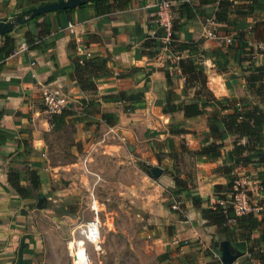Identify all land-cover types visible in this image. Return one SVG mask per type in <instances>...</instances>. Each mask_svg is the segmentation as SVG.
Wrapping results in <instances>:
<instances>
[{"label": "crops", "instance_id": "0c3cea01", "mask_svg": "<svg viewBox=\"0 0 264 264\" xmlns=\"http://www.w3.org/2000/svg\"><path fill=\"white\" fill-rule=\"evenodd\" d=\"M30 1L0 0V20L34 5ZM155 1L127 0L125 6L103 14H96L90 5L73 7L66 12L43 13L35 20L31 18L15 25L10 31L20 43L43 37L46 41L54 39V45L42 53L29 48L14 50L0 59L3 62L0 122L11 135L0 146V264L14 261L21 236L22 264H47L45 242L37 232L38 224L30 220L37 210L36 206H31L33 197L37 193L43 195L38 185H42L44 171L49 168L46 139L50 138L54 128L48 127V115L41 104L42 86L57 91L68 101L67 114L60 118V125L71 128V154L77 157L81 151L91 148L99 149L102 154H113L112 150H120V141H126L129 148L135 150V155L143 145L144 165L161 169L153 182L157 192L165 191L170 195L173 175L184 182L186 188L180 196L187 198L184 202L186 210H179L180 217L166 207V196L148 207L153 212V223L161 225L163 235L171 240V244L187 238L194 241L179 246L181 252L207 250L205 254L199 253V261L216 264L209 251L219 252L221 242L226 241L230 252L236 254L231 264H245L250 247H260L264 251V244L258 238V226H253L248 235L228 234L223 238L214 225H203L199 210L190 205L192 195L200 197V207H212L218 200L217 195H224V191L215 192L213 185L223 186L228 182L220 166L232 147V136L215 140V143L221 142L217 156L200 153L211 141L207 114L185 117L176 108L182 96L185 99L192 97L193 89L181 94L184 79L175 66L179 58L198 56V66L206 76L205 86L214 97L234 99L238 106L261 104L264 110V93L247 90L244 81L253 66L262 65L264 70V53H261L264 43L257 42L249 31L254 22L264 21V0L235 1L251 9L249 15L238 18L245 23L240 27L244 50L250 51L239 56L253 54L254 57L239 62L231 59L222 41V37H231L236 30L211 21L215 3L207 7L202 5L201 14L189 21L179 18L175 35L180 47L170 49L166 44L157 49L143 47ZM187 1L193 5L200 2ZM172 5H175L174 1ZM230 16L233 17V13ZM67 22L73 24L72 32L66 28ZM58 26L62 30H56ZM204 26L216 32L219 38L205 36ZM2 41L1 34L0 45ZM83 52H89L90 58L101 57L105 61L106 74L96 79L95 89L91 91L79 89L73 76L72 63ZM164 71L168 73V80ZM142 139L143 142H136ZM89 150L82 158L81 168L86 173H92L86 163ZM157 150L164 154L162 161L153 156ZM185 160L189 169L184 171L180 163ZM73 164L77 163L70 165ZM245 169L255 175L264 173L262 166L247 164ZM15 173L21 175L18 183L23 187H29V176H35L36 188L30 190V196H19L9 184V176L10 181L15 182ZM93 174L99 177L95 172ZM258 203L262 204L264 200L259 199ZM253 217L258 220L260 214H253ZM251 263L255 264L254 261Z\"/></svg>", "mask_w": 264, "mask_h": 264}, {"label": "rangeland", "instance_id": "374dc122", "mask_svg": "<svg viewBox=\"0 0 264 264\" xmlns=\"http://www.w3.org/2000/svg\"><path fill=\"white\" fill-rule=\"evenodd\" d=\"M70 132V127L59 124L46 139L49 168L44 171L42 185H38L45 198L30 219L38 224L37 232L45 242L46 263L202 264L199 253L205 254L207 250L181 252L179 246L194 241L180 238L175 241L177 243L171 244V240L163 235L161 225L153 223V212L148 207L162 196H166V202L170 198L165 191L159 193L155 190L154 178L142 159L143 145L142 148L139 146L140 150H136L135 155V150L130 149L126 141H120V150H112L113 154H102L99 149L91 148L81 151L76 157L70 152L73 142ZM136 142H143V139ZM88 150V166L85 164L92 173H86L81 168L82 158ZM153 156L161 161L164 158L159 150ZM186 162L180 163L181 170L189 169ZM72 163L77 164L70 165ZM93 172L99 177L96 178ZM31 176L35 180V176ZM91 195L96 201L99 220V238L95 245L84 239L81 232L93 216ZM33 198L31 206L35 208L36 197ZM69 245L76 247L72 252L74 263Z\"/></svg>", "mask_w": 264, "mask_h": 264}, {"label": "trees", "instance_id": "16d2710c", "mask_svg": "<svg viewBox=\"0 0 264 264\" xmlns=\"http://www.w3.org/2000/svg\"><path fill=\"white\" fill-rule=\"evenodd\" d=\"M51 0H31L32 4H38ZM175 5H171L172 13L171 32L169 41L166 44L170 49L180 47L176 41V31L178 30L179 18L191 20L196 14H201V6L204 7L211 3H215V8L212 11V20L215 23L225 24L231 30L236 32L231 35V43L225 45L229 56L234 61L251 60V55L240 57L239 55L246 52L244 50L243 32L240 27L245 26L243 21H238V18H244L251 13L249 7H243L236 4V0H199V4L193 5L187 0H171ZM114 2V3H113ZM127 0H89L78 7L87 5L94 7L96 14H103L111 11L114 8H121L126 5ZM74 8L57 10L56 13L66 12ZM233 13V17H231ZM175 14V17H174ZM38 16H34L31 20H35ZM21 25V24H18ZM249 31L253 34L257 42L264 43V21H256L250 27ZM3 41L0 45V59L11 54L20 44V40L15 38L11 32L2 34ZM164 36V31L161 27L155 29L154 37L150 38L146 35V40L142 43L145 48L157 49L162 45L160 38ZM24 42L30 50L42 53L54 45V39L44 40L43 37L25 39ZM261 53H264L262 50ZM239 57V58H238ZM80 59V62L78 61ZM179 71V75L184 79V85L181 89V94L185 95L187 89H193L192 97L185 99L183 96L176 108L181 110L185 117L207 114V127L211 141L207 146L201 149L200 153L205 156L218 155L217 148L221 142L215 143V140L221 141L226 136H232L231 149L226 153L223 159V165L220 166L222 173L227 176L228 182L226 185H213V190L217 193L224 191V195H217L219 200H226V194L230 190L231 175L230 172L235 166L252 164L254 166L264 167V110L261 104H241L236 105V100L227 98H216L205 86V73L198 66V56H187L179 58L175 65ZM3 67V62H0V71ZM73 76L77 86L81 90L91 91L95 89L96 79L106 74L105 61L101 57L81 56L75 59L72 63ZM165 79L168 80V73L164 71ZM264 70L262 65L253 66L251 71L244 77L245 87L247 90L254 89L257 94L264 93ZM83 104V103H82ZM67 114L66 109L59 113L48 115V122L52 127H56L61 122V117ZM11 135L3 127L0 122V146ZM261 179V185L264 193V173L258 174ZM15 182L10 181L9 184L19 196H30V190L36 188V180L29 176V187L20 186L18 181L21 179L19 173H15ZM173 188L170 190L171 199L166 202V207L170 212L180 217V211L186 210L184 204L187 198L180 196V193L185 190L184 182L177 176H172ZM31 188V189H30ZM175 201L178 204V210L170 208L171 202ZM190 205L199 210V217L203 225H214L216 232L222 234L221 237H226L228 234L245 236L250 234V229L253 226H258V238L264 244V214L260 215L257 220L251 213L235 215L229 205H221L214 203L212 207H200L201 199L197 195H192L189 199ZM223 237V238H224ZM247 261L245 264H252L254 260L257 264H264V251L262 248H249L247 252Z\"/></svg>", "mask_w": 264, "mask_h": 264}, {"label": "built area", "instance_id": "2783aa9c", "mask_svg": "<svg viewBox=\"0 0 264 264\" xmlns=\"http://www.w3.org/2000/svg\"><path fill=\"white\" fill-rule=\"evenodd\" d=\"M173 1L171 0H156L153 4L154 11L152 18L148 24V37L152 38L155 35V29L161 27L164 31V36L160 38L162 44H167L169 41V36L171 32V19L172 13L170 7ZM213 22V20L211 19ZM66 28L72 32L73 24L71 22L66 23ZM56 30H62L61 26H58ZM202 32L205 36L210 38H219L218 34L208 27L204 26ZM223 44L227 45L231 43V37H222ZM260 46L257 45V48ZM28 46L24 43H20L15 49L26 50ZM89 52H83L85 58L89 57ZM254 55H251L253 58ZM80 62V59H78ZM31 64H33L31 62ZM40 99L43 109L47 115L59 113L60 111L68 108V101L62 94L57 91L51 90L46 86H42L40 90ZM48 127L52 128V125L48 122ZM247 166V165H245ZM245 166L238 165L235 166L230 172V190L226 194V200H217L216 203L221 205L227 204L232 209L235 215H242L246 213L253 214H264V203L259 204V199L264 200V193L261 185V179L258 175L251 174L245 169ZM91 207L93 216L90 221L86 222L84 228L82 229V234L84 239H86L92 245L97 244L99 238L98 231V216L97 209L95 207V199L91 195ZM170 208L172 210H178L177 203L175 201L171 202ZM97 241V242H96ZM248 256V254H247ZM211 257L216 264H222L220 255L217 251H211ZM255 264L257 262L254 260Z\"/></svg>", "mask_w": 264, "mask_h": 264}, {"label": "water", "instance_id": "95a60500", "mask_svg": "<svg viewBox=\"0 0 264 264\" xmlns=\"http://www.w3.org/2000/svg\"><path fill=\"white\" fill-rule=\"evenodd\" d=\"M87 1L89 0H51L29 6L17 14L0 20V35L10 32L15 25L22 24L34 16L48 12H55L57 10L70 9L84 4ZM147 171L154 179L161 174V169L158 167L148 166ZM43 202V195L41 193H37L35 206L39 208L41 205H43ZM22 249L23 236L19 238L15 259L11 264H22ZM219 252L222 264H231V262L236 258V254H232L230 252L226 241L221 242V248Z\"/></svg>", "mask_w": 264, "mask_h": 264}, {"label": "bare ground", "instance_id": "6f19581e", "mask_svg": "<svg viewBox=\"0 0 264 264\" xmlns=\"http://www.w3.org/2000/svg\"><path fill=\"white\" fill-rule=\"evenodd\" d=\"M96 242H97V241H96ZM82 244H83V242H82ZM69 247H70V245H69ZM83 248H84V247H83ZM75 250H76V247H74V246L70 247V255L72 256L73 263H74L75 259H74V256L72 255V252L75 251ZM83 254L86 256L85 249H83ZM86 257H87V256H86Z\"/></svg>", "mask_w": 264, "mask_h": 264}]
</instances>
